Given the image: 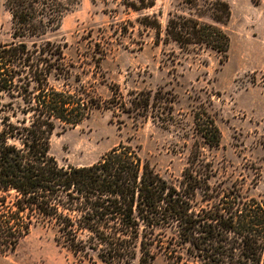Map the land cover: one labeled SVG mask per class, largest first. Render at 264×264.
Segmentation results:
<instances>
[{
  "label": "trees",
  "instance_id": "16d2710c",
  "mask_svg": "<svg viewBox=\"0 0 264 264\" xmlns=\"http://www.w3.org/2000/svg\"><path fill=\"white\" fill-rule=\"evenodd\" d=\"M183 2L191 7L187 15L168 12L163 27L154 14L144 15L136 19L137 31L151 30L154 45L172 42L183 50L224 56L229 38L221 25L229 18L228 4ZM73 3L3 0L12 41L0 43V254L12 251L42 222L55 228V242L77 264H152L159 252L176 264H263L264 201L237 190H211L209 165L197 148L190 150L176 185L128 145L118 144L82 166H58L49 155L54 130L77 126L94 109L149 118L163 128L173 121L174 98L168 92L130 90L124 96L114 86L103 100L76 75L70 83L72 64L58 45L28 46L22 40L55 30ZM123 4L138 11L151 8L154 0ZM193 128L203 144L217 145L219 131L204 109L194 112ZM166 230L171 236L163 240ZM179 249L190 263L181 262Z\"/></svg>",
  "mask_w": 264,
  "mask_h": 264
},
{
  "label": "rangeland",
  "instance_id": "374dc122",
  "mask_svg": "<svg viewBox=\"0 0 264 264\" xmlns=\"http://www.w3.org/2000/svg\"><path fill=\"white\" fill-rule=\"evenodd\" d=\"M223 1L229 6V18L221 25L229 38L224 56L183 50L172 42L154 45L151 30L137 31L136 19L144 15L154 14L161 27L168 12L187 15L191 7L183 0H154L151 8L138 11L125 7L126 0H74L55 30L22 38L28 46L44 41L58 45L72 64L70 83H76V75L103 100L114 86L124 96L130 90L160 89L174 98L173 121L164 128L149 118L133 120L126 113L113 116L99 108L73 128L54 130L48 153L56 164L88 165L112 147L128 145L176 185L190 150L197 148L209 165L211 190H237L243 197L264 201V0ZM9 41L10 16L0 0V43ZM199 109L212 117L219 131L216 146L203 144L193 128V114ZM199 199L197 194L201 204ZM55 235L51 224L36 222L12 251L0 254V264H77L72 253L55 242ZM169 236L166 230L163 240ZM176 253L181 262L192 261L183 249ZM260 262L264 264V252ZM152 264L176 263L159 252Z\"/></svg>",
  "mask_w": 264,
  "mask_h": 264
}]
</instances>
